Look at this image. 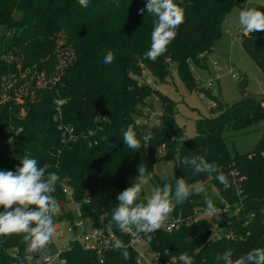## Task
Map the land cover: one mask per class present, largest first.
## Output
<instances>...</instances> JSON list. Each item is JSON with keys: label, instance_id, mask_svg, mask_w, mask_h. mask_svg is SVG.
Wrapping results in <instances>:
<instances>
[{"label": "trees", "instance_id": "1", "mask_svg": "<svg viewBox=\"0 0 264 264\" xmlns=\"http://www.w3.org/2000/svg\"><path fill=\"white\" fill-rule=\"evenodd\" d=\"M174 2L185 9V23L167 52L152 62L144 54L150 48L155 18L146 11L139 14L146 0H90L87 8L78 0H0V27L8 34L0 38V170L15 171L25 156L35 158L41 167L50 165L48 171L60 176L55 195L61 204L68 201L63 187L69 186L85 217L97 226H109L126 243L131 236L116 227L112 214L117 195L131 186L128 177L138 175L139 165L151 172L155 187L174 186L176 178L189 184L209 178L223 200H240L246 206L224 217L217 229L201 218L172 233L157 231L148 244L160 255L158 264H182L179 257L184 253L195 257L194 264H216L217 254L227 249L233 250L235 259L264 247V134L246 154H232L224 136L227 131L246 132L264 120V101L226 105L198 88L192 70V65L203 64L213 53L226 17L245 0ZM241 40L264 76V32ZM109 50L115 60L104 65ZM174 70L187 88H198L216 104L214 115L197 121V135L183 143L177 140L181 129L175 119L176 102L156 90L173 78ZM149 78L154 85L147 83ZM241 89L244 98V83ZM153 95L161 104L163 128L149 132L138 122L144 109L154 111L148 101ZM129 124L138 138L151 135L139 152L123 143L121 129ZM162 147L166 155L159 157ZM197 155L218 164L230 188L225 189L215 174L193 175L189 166L180 163ZM162 160L175 162L173 176L164 182L154 172V165ZM236 179H242L241 196ZM204 199L190 197L172 216L203 212ZM25 247L20 235L1 236L0 264L38 254L26 253ZM129 254L125 260L121 250L109 252L101 263L96 251L76 244L66 257L69 264H138L137 251L130 247Z\"/></svg>", "mask_w": 264, "mask_h": 264}, {"label": "clouds", "instance_id": "2", "mask_svg": "<svg viewBox=\"0 0 264 264\" xmlns=\"http://www.w3.org/2000/svg\"><path fill=\"white\" fill-rule=\"evenodd\" d=\"M78 2L82 8L90 6V0ZM145 11L155 19L150 48L144 58L155 62L167 52L168 45L178 34L179 26L185 23V9L174 0H146L145 8H141L139 14L143 15ZM238 23L246 35L264 32V11L256 8L241 10ZM114 60L115 54L109 50L102 63L110 65ZM255 100L264 101L261 97H255ZM121 133L124 145L134 152H139L149 141V135L138 138L132 124L126 130L122 128ZM180 163L189 166L193 175L206 174L211 177L215 174L225 189L231 186L219 165L209 162L205 156L184 157ZM50 167L47 164L41 167L35 158L25 156L15 171L0 170V208L3 209L0 211V236H22L25 251L29 254L47 248L63 235L55 219L62 213L55 195L60 176L55 171L49 172ZM137 172L138 176L131 181V186L117 195L118 204L113 210L112 221L121 232L131 234L137 241L142 237L150 241L152 235L173 218L178 205L201 194H205L203 215L219 219L218 209L213 200L207 198L203 182L189 184L184 178H176L174 186L164 184L153 187L150 197L145 200L143 186L149 185L153 177L144 164L138 166ZM116 247L121 250L125 260L129 259L130 244L117 241ZM233 257V250L227 249L217 254L216 264H264V247L253 248L235 259ZM28 258L31 260L32 256ZM179 260L182 264H194L195 257L184 253Z\"/></svg>", "mask_w": 264, "mask_h": 264}, {"label": "rangeland", "instance_id": "3", "mask_svg": "<svg viewBox=\"0 0 264 264\" xmlns=\"http://www.w3.org/2000/svg\"><path fill=\"white\" fill-rule=\"evenodd\" d=\"M248 8H256L261 10L264 8V0H245L242 7H236L226 17L223 26V35L216 43L213 53H211L201 65H192L193 75L198 84V88L208 91L212 96L218 98L226 105H233L242 100L241 84H245L247 93L264 94V76L255 61L245 51L240 31L242 30L238 23L239 12ZM20 13L16 17L20 18ZM5 27H0V38L7 37ZM238 73V78L232 77L231 71ZM171 79L168 83L159 85L156 89L163 95L170 97L176 102L175 119L181 131L177 135V140L183 143L185 140L191 139L197 135V121L202 118L212 117L213 106L211 100L206 93L198 88L190 90L179 78L174 70ZM209 82H214L215 87L210 89ZM156 113H162L161 104L156 96H151L148 99ZM144 114L146 110L144 109ZM264 134V120L253 126L246 132L227 131L224 136L227 145L232 154H246L251 152L260 142ZM154 172L161 181H168L175 172L174 160H162L154 165ZM138 175H130L128 184L131 185ZM209 179V178H208ZM204 181L206 187V196L212 200L223 203L221 192L211 180ZM155 187L151 181L149 185L143 186L146 200L151 195L152 188ZM205 197V194H201ZM232 207L246 206L240 201L230 203L225 201V204ZM214 229L219 227L222 218L206 217ZM219 233H222L220 230Z\"/></svg>", "mask_w": 264, "mask_h": 264}, {"label": "built area", "instance_id": "4", "mask_svg": "<svg viewBox=\"0 0 264 264\" xmlns=\"http://www.w3.org/2000/svg\"><path fill=\"white\" fill-rule=\"evenodd\" d=\"M240 37H249V35H246L243 30H241ZM231 74L233 78L235 76L234 79H237L239 76L234 70L231 71ZM147 83L154 85V81L150 78L147 79ZM208 87L210 89L214 88V82H209ZM211 105L213 107L216 106L215 102L213 101L211 102ZM161 116L162 114L156 113L155 110L153 111L150 108H147L145 116L139 120L138 125L144 126L149 132L152 130H162L163 120L161 119ZM150 138L151 135L149 134V141ZM165 155V148L162 147L158 151V156L164 157ZM232 174L234 177L238 178L239 174L237 171L232 172ZM241 181L242 179H236L235 181L237 184L238 196H241L242 194V191L239 187V183ZM63 194L68 199V201L65 205L61 204L59 201L62 207V213L55 218L58 228L63 233V235L60 236L54 243L50 244L47 248L40 250L37 255L32 256L31 260H29V256L17 258L15 255L16 260L13 264H69V260L66 255L76 244H80L86 250L96 251L100 256L101 263L104 262L105 254L120 250L118 247H116V242L123 241L121 237L113 232L109 226H97V222L95 220H93L91 217H85L80 208V204L76 203L74 200V191L72 188L69 186H64ZM240 202L243 203V201ZM223 204V207H216L218 209L219 217L222 219L228 215L238 214L242 208V205L232 207L228 203L225 204V201H223ZM172 217L173 218L170 219V221L162 229L157 231L172 233L185 225H192L193 223L199 221V219L204 218V215L202 211H196L193 215L188 217H183L182 215ZM125 234L127 236H131V241L129 243H124L130 244V247L137 251L138 264L159 263L160 255L154 253L151 250L146 237H142L141 240L137 241L131 234Z\"/></svg>", "mask_w": 264, "mask_h": 264}, {"label": "water", "instance_id": "5", "mask_svg": "<svg viewBox=\"0 0 264 264\" xmlns=\"http://www.w3.org/2000/svg\"><path fill=\"white\" fill-rule=\"evenodd\" d=\"M255 97H261V99H264V94H254V93H247L246 96L244 98H242V101H255ZM263 101L257 102V103H261Z\"/></svg>", "mask_w": 264, "mask_h": 264}]
</instances>
